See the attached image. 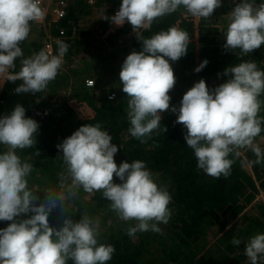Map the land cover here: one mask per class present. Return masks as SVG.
<instances>
[{
    "label": "clouds",
    "instance_id": "9594fccd",
    "mask_svg": "<svg viewBox=\"0 0 264 264\" xmlns=\"http://www.w3.org/2000/svg\"><path fill=\"white\" fill-rule=\"evenodd\" d=\"M42 0H0V76L15 83L16 94L46 92L63 65L69 45L57 40L55 54L48 47L25 57L23 43L32 23L42 22ZM222 0H121L115 15L106 17L116 26L128 23L141 41L142 50L132 51L119 72L126 94L129 134L144 143L161 125L165 111L176 114V123L186 129L184 140L193 150L197 167L213 178H228L240 149H249L264 164V150L255 138L264 131V69L253 60H241L223 70L227 79L209 88L204 79L187 90L179 106H171L169 92L176 78L170 63L188 52L189 35L176 26L144 37L139 29L184 9L187 15L208 19ZM226 51L252 53L264 45V0H239L228 13L223 32ZM20 68L16 72V61ZM208 64L204 59L194 69L200 72ZM221 75L218 73V76ZM39 123L26 115L17 103L0 114V264H107L115 252L112 244L100 242L101 220L88 213L74 220L69 208L79 192H100L120 221H135L126 234L160 233L159 224H167L172 215L168 207L170 193L161 188L145 161L114 160L118 152L110 133L100 123L80 126L57 145L62 152L64 169L55 185L45 181L40 190L46 200L40 202L36 190L29 187L33 165L22 160L17 150L36 144ZM164 132L166 127H164ZM120 147V146H119ZM36 155H40L37 150ZM231 157V158H230ZM114 175L119 183L114 181ZM61 209L59 227L51 226L49 215ZM26 217V218H24ZM228 227H231L229 225ZM239 246L241 240L233 239ZM244 254L249 264L264 262V233L251 236Z\"/></svg>",
    "mask_w": 264,
    "mask_h": 264
},
{
    "label": "trees",
    "instance_id": "16d2710c",
    "mask_svg": "<svg viewBox=\"0 0 264 264\" xmlns=\"http://www.w3.org/2000/svg\"><path fill=\"white\" fill-rule=\"evenodd\" d=\"M226 2L227 0H222L229 10ZM238 2L239 0L233 1L229 12ZM120 3L121 0H107V5L112 8ZM219 8L212 13L213 18H201L203 20L190 15L184 16L181 8L175 13L155 19L147 29L138 30L144 37H149L176 26L189 35L187 54L178 62L170 61L176 78L174 88L169 92L170 107L179 106L184 93L200 79H204L209 88L224 82L227 77L223 75V70L230 64H237L241 60H253L264 69V47L243 56L240 55L239 49L233 53L223 48L225 41L222 42L218 37L220 30L216 23L225 15L226 9L222 11ZM66 10V17L51 26L53 44L31 42L28 38L22 45L25 57L46 47L51 48L55 54L57 51L55 42L62 40L69 45L65 55L70 59L77 53L79 45H85L84 42L76 40L75 27L79 17L75 6L70 5ZM124 36H127L124 53L128 55L132 51L142 50L141 41L128 23L123 24V28L118 29L108 41L114 47ZM101 53L98 52L94 59L100 58ZM204 59L208 60L207 66L200 72H195L194 69ZM16 64L15 71L18 72L19 60ZM93 66L88 64L87 70ZM106 69L108 81L96 80L98 84L95 88L89 89L85 80L82 82L78 80L71 87V95L52 113H48L50 101L55 93L67 84L71 74L78 75L77 69L62 75L58 73L56 78L49 82L45 93L35 94H16L14 89L22 81L12 83L6 76H0V114L10 112L19 103L26 108V115L39 123L38 132L35 134L36 144L32 148L17 150L21 159L31 163L34 168L29 177V187L36 190L35 187L42 186L36 190V195L40 197V202H44L45 193L40 190L46 186L45 181L54 186L58 173L64 169L62 152L58 151L57 145L80 126L100 123L112 136V143L118 147V152L114 156L117 165L119 166L122 161H145L156 182H162L163 188L170 193L171 202L168 207L172 210L166 229L167 238L152 231L138 232L133 238L126 234V228L135 221L125 223L117 216L112 220L102 218L100 242L112 244L115 248L112 259L107 264H196L195 259L203 248L208 228L216 223L220 224L221 229L226 228L229 221L222 220L221 213L230 206L240 203L250 188L254 187L243 169L244 161L240 155L235 157L228 178L221 176L217 179L206 175L197 167L193 150L186 145L184 140L186 129L182 124L176 123L177 116L170 111L160 113V127L154 130L144 143L133 138L128 132L130 124L126 114L127 99L121 90L119 78L121 68L118 71L110 64L109 69ZM218 73L221 75L218 76ZM109 85H112V88H108ZM37 150L40 151V155H36ZM114 181L119 183L115 175ZM91 195L94 202H87L84 199L75 202L74 206L78 212L97 216L100 210H110L109 202L100 192H93ZM241 210L242 206H239L238 212ZM69 212L71 214L70 210ZM60 215L59 207L53 210L49 215L51 226H60L62 223ZM9 223L11 222L4 221L1 227H6ZM249 227L253 231L254 229L259 231L263 229L264 223L261 219H251ZM231 253L232 251L226 258H230ZM68 264H72V261L69 260Z\"/></svg>",
    "mask_w": 264,
    "mask_h": 264
},
{
    "label": "rangeland",
    "instance_id": "374dc122",
    "mask_svg": "<svg viewBox=\"0 0 264 264\" xmlns=\"http://www.w3.org/2000/svg\"><path fill=\"white\" fill-rule=\"evenodd\" d=\"M233 1L234 0H227L226 2L229 10L226 9L224 3H222L219 8L222 9V11L226 9L225 15H222L221 19L216 23L220 30L218 37L222 42L225 41L223 32L227 29L228 13ZM64 2L66 9L70 7V5H74L76 8V13L79 17V21L75 27L77 35L76 40L84 42L85 45H79L77 53L70 59H67L66 55H64V62L59 74L69 73V71L73 69H77L76 72L79 73L76 76H72L71 74L67 84L55 93L53 99L49 103L48 113H52L55 109L61 107L69 95H71V87L78 80L80 82L85 80V84L86 80H92L94 81V86L87 88H95L96 84H98L96 80H101V82L109 80L108 75H106L108 74L106 68L109 69V65L113 64L115 69L119 71V68H121L127 56V54L123 52L127 46V36L122 37L119 43L114 47H112L108 41L118 29L123 28V25L116 26L111 23L110 20L105 19L106 17L115 15L119 10L120 4L112 8L107 5V0H65ZM210 17L213 18L212 16ZM28 38L31 42L40 41L44 45H52L53 38L51 36V26L45 27L40 25L31 27ZM261 47H264V45ZM100 51L102 52L100 58L97 60L94 59L96 54ZM88 64H93L94 66L87 70ZM115 83L118 84L117 81ZM108 88H112V85H109ZM260 114L264 115V110H262ZM255 143L259 144L262 150H264V131H262L260 136L255 138ZM239 152L240 157L244 161L243 169L252 180L254 187L250 188L249 192L242 198L240 203L230 206L221 213L222 220L229 221L228 226L231 225V227L227 226L221 229L222 227L220 224L216 223L214 226L208 228L203 248L195 259L196 264H249L244 254L245 244L251 236L257 233H264V227L263 229H259V231L255 229L253 231L249 227L251 219H261L264 223V164L252 163L256 157L249 149H240ZM158 185L163 188L162 182H158ZM41 187L42 186H38L35 188L37 190ZM91 196V193H86L81 190L78 199L94 202ZM78 199H76L69 208L71 214H74L73 217H75V219L78 218L77 220L80 219L79 216L82 214L78 212L76 206H74ZM239 206H242V210L238 212ZM106 211H98L97 216L100 220L102 218L104 220V217L109 220L116 217L113 211ZM1 225L2 222H0V228H2ZM158 226L162 230L159 235L163 238H167L168 234L166 229L168 223H161ZM233 239L241 240V244L239 246L233 245ZM155 248H157V246ZM152 250H154V248H152ZM231 251L230 258H226ZM262 264H264V262H262Z\"/></svg>",
    "mask_w": 264,
    "mask_h": 264
},
{
    "label": "built area",
    "instance_id": "2783aa9c",
    "mask_svg": "<svg viewBox=\"0 0 264 264\" xmlns=\"http://www.w3.org/2000/svg\"><path fill=\"white\" fill-rule=\"evenodd\" d=\"M65 0H42L41 7L45 10V18L42 22H34L32 23V27L34 26H52L55 23L63 20L66 17L67 10L65 8L64 2ZM183 15L189 16L185 13L183 9ZM51 53L53 50L51 48L48 49ZM87 87H93L94 81L86 80Z\"/></svg>",
    "mask_w": 264,
    "mask_h": 264
}]
</instances>
